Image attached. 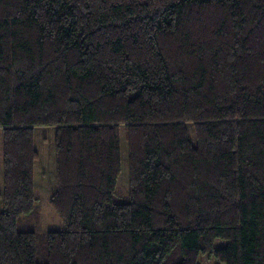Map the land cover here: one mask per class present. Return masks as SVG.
Instances as JSON below:
<instances>
[{"label":"trees","instance_id":"1","mask_svg":"<svg viewBox=\"0 0 264 264\" xmlns=\"http://www.w3.org/2000/svg\"><path fill=\"white\" fill-rule=\"evenodd\" d=\"M0 128V264H264V0H0Z\"/></svg>","mask_w":264,"mask_h":264},{"label":"rangeland","instance_id":"2","mask_svg":"<svg viewBox=\"0 0 264 264\" xmlns=\"http://www.w3.org/2000/svg\"><path fill=\"white\" fill-rule=\"evenodd\" d=\"M54 134L55 128L37 127L34 132V145L39 156L35 161L34 168V194L37 198L35 202L34 214H23L17 219L19 230L30 229L32 226L40 227L43 230H60L64 228L62 220L49 203V198L55 190V161H54ZM122 163L121 172L118 178L116 192L113 199L116 202L127 200L128 185V165L127 146L121 133ZM2 188V129L0 128V189ZM0 209L2 203L0 202ZM224 244L220 238L214 240V246L219 247ZM198 264H222L213 254L200 255Z\"/></svg>","mask_w":264,"mask_h":264}]
</instances>
